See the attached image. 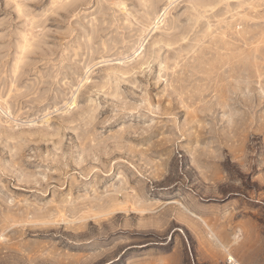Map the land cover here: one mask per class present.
<instances>
[{
    "label": "rangeland",
    "instance_id": "obj_1",
    "mask_svg": "<svg viewBox=\"0 0 264 264\" xmlns=\"http://www.w3.org/2000/svg\"><path fill=\"white\" fill-rule=\"evenodd\" d=\"M264 264V0H0V264Z\"/></svg>",
    "mask_w": 264,
    "mask_h": 264
},
{
    "label": "built area",
    "instance_id": "obj_2",
    "mask_svg": "<svg viewBox=\"0 0 264 264\" xmlns=\"http://www.w3.org/2000/svg\"><path fill=\"white\" fill-rule=\"evenodd\" d=\"M228 262L229 264H237L235 261H233V259H229Z\"/></svg>",
    "mask_w": 264,
    "mask_h": 264
}]
</instances>
